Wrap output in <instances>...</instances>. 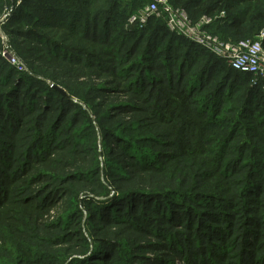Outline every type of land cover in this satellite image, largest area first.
I'll list each match as a JSON object with an SVG mask.
<instances>
[{
    "label": "rangeland",
    "instance_id": "obj_1",
    "mask_svg": "<svg viewBox=\"0 0 264 264\" xmlns=\"http://www.w3.org/2000/svg\"><path fill=\"white\" fill-rule=\"evenodd\" d=\"M133 1L136 2V8L146 3L143 0ZM4 4L0 8V19L11 10L13 2L8 0ZM130 10L128 4L122 2L116 10L119 16L114 18L115 25L109 26L100 20L97 27L99 31L108 28L112 39H118L113 44L121 43L125 50L130 42H120L121 35L123 38L126 35L132 37L137 33L135 29L138 26L128 22ZM8 21L0 29V57L3 63L0 69L12 71L16 76L23 75L25 82L19 89L22 97L15 93L8 104L6 100H0V264H264V215L257 216L254 213L263 206L259 214H264L262 189L253 188L254 192L250 190L248 198L256 199L247 206L253 207L252 215L256 217L250 216L248 224H245L246 220L242 217L245 204L238 201L243 198L242 188L252 184V179L245 176L244 172L234 176L224 174V168L218 172L219 168L216 169L212 161L201 154L202 150L193 152L189 148V141L185 144L186 148H179L177 152L167 148L169 143H175L176 149L180 136L183 137L175 135L170 138L161 134L167 128L174 131L180 129V126L175 128L173 123H167L165 119L171 115L174 104L169 108L152 107L153 103L146 100L150 96L145 95V91H135L149 83L148 79L138 75L142 49L147 48L148 38L138 41L140 48L136 49L135 58L129 64H123L120 60L117 64L107 62L117 58L115 56L101 62L102 67H113L114 71L99 70L95 67L100 65L97 60L85 58L86 64L81 67L84 72L90 73L84 78L85 86L93 85L100 90L82 99L71 95L66 101L67 98L63 99L59 94L44 91L46 83H54L47 73H62L65 68L58 64L41 66L42 61H30L33 48L41 45L46 50L47 46L42 42L40 45L33 43L27 36L13 34V30L6 27ZM208 30L220 37L215 27ZM63 32V38L69 39L70 43L77 40L76 34L66 35L67 31ZM93 48L111 51V47L106 45ZM66 49H70V46L56 50L64 55ZM11 56L22 63V69L9 62ZM69 56L81 57L72 53V50ZM71 63L74 68L76 64ZM40 66L44 71L39 70ZM152 74L157 76L159 72ZM220 78L222 74L216 76L212 87L201 93H192L191 100L196 103L192 108L204 117L216 111L211 95ZM250 85L258 87L252 75L248 87ZM41 90L44 92L38 93ZM169 92L184 97V93L178 90ZM184 92L189 93V90ZM14 101L16 104L12 107ZM230 102L227 101L223 108L234 104ZM36 103H46L43 115L50 118L44 128L32 120L42 111L27 112ZM77 104L82 108L76 113L80 114L83 121L67 127L66 120L59 126L60 119L66 113L60 116L58 112L68 109L72 113ZM118 105L125 106L110 110L112 106ZM22 116L27 117L28 121L24 124V130L13 140L17 144L16 154L21 156L31 142L36 152L20 163L8 156L11 139L3 135L2 130L10 131ZM200 122L197 118L193 132L196 135L190 138L191 142H197L206 131L214 132L207 133L208 138L218 136L216 127ZM57 126L66 132L49 137L54 130L58 131ZM114 130H122V133ZM37 132L41 133L39 136L42 138L36 140ZM85 137L88 141H83ZM214 143L199 142L197 147L218 148V143ZM124 147L128 152L122 155ZM179 152L184 154L173 159ZM36 156H44L45 162L34 163L32 159ZM150 159H155L153 161L159 165L158 168L165 166L166 170L138 168L137 162L147 163ZM25 162H29L32 167L20 173ZM204 162H209L210 166L202 167ZM232 163L231 160L227 165L232 166ZM80 169L92 171L83 182L75 178ZM144 170L149 173L145 174ZM43 171L47 174L42 178ZM189 171L192 175L188 174ZM138 176L140 179L147 177L144 178L146 184H138ZM195 176L199 181L202 180L198 193L218 194L219 202L202 198V205L212 206H203L202 209L179 206L169 210V200L159 193L173 181H176L174 185L177 188L192 189ZM240 181L242 184H239ZM258 182L264 187L263 181ZM142 191L156 194H140ZM226 211L233 213L227 217L230 223H234L232 229L223 220ZM39 224L49 225L50 234L47 235L53 237L55 244L48 246L42 239L46 233L38 230L39 227L34 230ZM30 225L32 230L25 232ZM246 227L251 232L246 234ZM66 234L73 236L74 242L65 239ZM46 247H53L51 251L54 256L59 255V261L47 257Z\"/></svg>",
    "mask_w": 264,
    "mask_h": 264
},
{
    "label": "trees",
    "instance_id": "obj_2",
    "mask_svg": "<svg viewBox=\"0 0 264 264\" xmlns=\"http://www.w3.org/2000/svg\"><path fill=\"white\" fill-rule=\"evenodd\" d=\"M143 1L147 2V0ZM169 1L174 6L185 7L193 19H198L205 14L216 15L224 11L225 16L216 19L212 24L208 25V29L215 27V29L218 30L215 32L219 33L220 37L225 38V40L236 42L241 39H253L264 29V0ZM4 2H8V0H0V8L5 5ZM122 2L127 3L129 9H131L129 16L145 4L143 2L136 8V2L133 0H23L12 18L8 21L6 27H8L7 29L9 30H13V34L15 35L27 36L29 37V41L38 43L39 45L42 42L47 46L46 50H44V47L41 45L33 48V55L29 57L30 61L34 59L37 62L42 61L41 66H55L58 64L59 67L62 66L65 68V71L62 73L60 71L47 73V76H49L54 83H46L47 88H45L44 91L59 94L62 96L61 98H67L65 99L66 101L70 99L71 95L82 99L100 90V88L93 85L88 87L85 86L87 84L84 78L90 74L89 72H84L81 67L86 64L84 62L85 58L93 57V60H97V63L100 65L95 67L99 70L104 69V71L107 72L114 71L112 70L113 67H111V69L109 67H102L101 62L115 56L117 58H113L112 61L109 60L107 62L117 64L116 62L120 60L123 64H129V62L135 58L136 49L140 48L138 41L148 38L147 48L145 49L144 47V49H142V64L138 70V75L148 79L149 83L148 85H141L138 87L139 89H135V91L138 93L145 91V95L150 96L146 100L149 101V103H153L152 107L169 108L171 104H174L171 115L165 119L167 123H173V127L175 128L180 126V129L174 131L167 128L164 129L161 134L170 138L175 135H182L183 137L180 136L176 149L174 146L175 143H169L167 148L177 152L179 148H186L185 144L189 141V148H191L193 152H195V150H202L201 154H204L208 161H212L216 169L219 168V170H217L218 172L223 168V173L228 176L243 174L244 172L245 176L252 179V184L244 187L242 186L244 188H242L243 198H240V201H238L239 203L245 204V212L242 214V217L246 220L245 224H248L247 220L249 218L256 217V215H252L254 213L257 214V216L264 215L263 213L259 214L263 206L258 207L257 212L254 213H252L253 207L247 206V204L251 203L250 201L256 199L248 198L250 190L254 192V190H252L253 188H261V193L264 192V187H261L258 182H264V92L261 87H252L251 85L248 87L251 74L233 69L223 59L215 56L202 46L184 36H179L171 32L163 17L152 16L145 26H136L137 28L135 30L137 33L132 37L126 35L123 38L121 35L122 39H119L120 42L124 40L130 42L126 50L121 43L114 45L113 42L118 39H112L111 34H109L110 30L105 28V31H99L97 27L99 28L100 20H103L105 23L107 22L109 26H114L116 23L114 18L117 19L119 16L116 10L119 9ZM63 30L67 31L66 35L76 34L77 40L70 43L69 39H64L62 36L64 35ZM148 33H150V35ZM67 45L70 46V49H66L64 55L61 51L56 50L57 48L63 49V47ZM104 45L110 46L111 51H99L98 49L97 51L93 48L95 46ZM70 50H72V53L75 55L78 54L81 57H70ZM99 56H102V58H99ZM71 62L76 64L74 68ZM1 64L3 63L0 57V65ZM41 66L38 67L39 70L44 71ZM69 68H71V70ZM155 72H159V75L155 76L152 74ZM220 74H222V78L218 79L216 85L213 87V95L209 94V96H212L211 100L215 103L216 111L208 117H204V115L197 113L192 108V106L196 104L191 100L193 97L192 93H201L205 89L212 87L215 83L216 76ZM24 82L25 78L23 75L16 76L12 71L0 69V100H6L5 102L8 104V101L13 100V94L16 93L19 97H22L23 95H20L19 89L23 87ZM184 84H186V86L183 87ZM55 85L63 88L66 94L56 89ZM179 88L189 90V93ZM129 89L132 91V88ZM169 90H178L184 93V97L180 98L179 95L174 94V92L170 93ZM44 91L41 90L38 91V93ZM227 101H231L234 104L229 108H223L224 104H227ZM15 104L16 101H14L11 106L14 107ZM44 105H46V103H36L31 105L27 111H42V113H38L36 117L32 119L38 122L42 128L48 124L50 118L49 116L43 115L45 111L43 108ZM47 105L50 104L47 103ZM124 106L125 105L112 106L110 110L114 108L120 109ZM81 108L82 107L77 104V107L73 109L72 113L71 110L68 109L62 113L61 111L58 112L60 116L66 113V116L60 119L59 126L66 120L67 127L82 122L83 119H81L80 114L76 113L78 109L81 110ZM130 110L133 111L132 109ZM84 114L82 115L83 117ZM108 114H110V111H108ZM1 118L2 115L0 114V120ZM195 118H199V120L202 121L200 123L204 125L216 127L219 131L218 136L215 138H208L206 134H214V132L206 131L197 142H191L190 138L196 135L193 133L196 124ZM88 119L89 117L87 114L86 120ZM27 121V117L24 118L22 116L21 119L16 121V124L10 131L2 130V134L7 135V138L12 140H10L11 143L8 156L20 163L22 159L36 152V148L33 146L34 144L32 145L33 142H31L30 145L22 151L23 153L21 156L16 154L17 144L13 140L24 130V124ZM59 126H57L58 131L54 130V133L49 135V137H52L56 133L59 135L66 132L65 129L59 130ZM106 130L111 129H105L104 131ZM45 131H47L46 128ZM114 132L122 133V130H114ZM40 134L41 133L37 132L35 135L36 140L42 138L39 136ZM85 140L88 141L86 137L83 141ZM199 142L202 144L215 142L214 144L218 143V148L216 146L211 149H205L204 147L198 148L197 145ZM126 150L127 149L124 147L122 155L128 152ZM183 154V152L176 153L173 159ZM43 158L44 156H36L33 157L32 161L34 163H44L45 161ZM150 160L151 161L147 163L137 162L138 168L148 169L149 171L152 169H158V171L166 170L165 166L158 168L159 165L154 163L155 159ZM231 160L233 162L232 166L227 165ZM224 161H226L225 165L223 164ZM1 164L4 165L6 163ZM26 164L28 166H25ZM21 165H23V163ZM205 165L209 167L210 163L204 162L202 167ZM30 167H32L30 163L25 162L20 173L28 171ZM80 170L81 171L75 178L83 182L92 171L89 169ZM144 172L145 174L149 173L146 170H144ZM45 174H47V172L43 171L41 177L43 178ZM188 174L192 175L190 171ZM140 178V176L137 177L138 184H146L147 180H144V178L147 177ZM194 181V187L192 189L179 186L177 188L174 185L176 181H173V184L165 187L167 188L166 190H164L165 188L162 189L164 191L159 194L169 200V210L176 207L179 208V206L183 208L190 207L202 209L203 206L204 208H210L212 205H202V198L204 200H215L219 202L220 198L218 194L198 193L201 189L200 182L202 180L199 181L198 177L195 176ZM239 184H242V182L240 181ZM148 193L156 194L150 191L140 192V194ZM261 193H258V195ZM232 214L233 213H228V211H226L223 216V220H226V225L230 229H232L234 223H230L227 217L232 216ZM36 227H39L40 229L38 230L46 233V236L42 239L48 246L55 244L53 237L47 235L50 234L49 225L39 224L34 227V230L37 229ZM247 228L248 227H246V234L249 231L251 232V229ZM31 230L32 225H30L25 232ZM64 238L72 242H74L75 239L69 234L64 235ZM52 248L53 247H46L47 257L59 261V255L56 254L54 256L51 251Z\"/></svg>",
    "mask_w": 264,
    "mask_h": 264
},
{
    "label": "built area",
    "instance_id": "obj_3",
    "mask_svg": "<svg viewBox=\"0 0 264 264\" xmlns=\"http://www.w3.org/2000/svg\"><path fill=\"white\" fill-rule=\"evenodd\" d=\"M22 1L12 0L11 10L0 19V29L14 15ZM152 16L164 17L171 32L202 46L233 69L251 74L264 92V29L253 39L226 41L208 30V25L225 16L224 11L214 16L205 14L193 20L185 7L174 6L169 0H147L130 15L128 22L143 27ZM9 60L15 67L22 69V63L15 56H11Z\"/></svg>",
    "mask_w": 264,
    "mask_h": 264
},
{
    "label": "water",
    "instance_id": "obj_4",
    "mask_svg": "<svg viewBox=\"0 0 264 264\" xmlns=\"http://www.w3.org/2000/svg\"><path fill=\"white\" fill-rule=\"evenodd\" d=\"M55 88L61 91L62 93L66 94L65 90L61 88L60 86L55 85Z\"/></svg>",
    "mask_w": 264,
    "mask_h": 264
}]
</instances>
